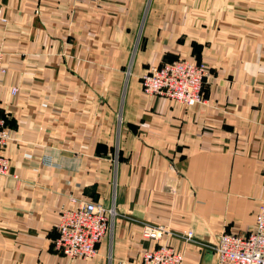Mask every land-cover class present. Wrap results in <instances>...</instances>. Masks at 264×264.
<instances>
[{
    "label": "crops",
    "instance_id": "0c3cea01",
    "mask_svg": "<svg viewBox=\"0 0 264 264\" xmlns=\"http://www.w3.org/2000/svg\"><path fill=\"white\" fill-rule=\"evenodd\" d=\"M0 54V264L137 263L160 243L215 264L206 246L254 229L264 0H0ZM180 58L206 64L204 104L142 93L149 67ZM70 197L117 214L90 260L51 245Z\"/></svg>",
    "mask_w": 264,
    "mask_h": 264
},
{
    "label": "built area",
    "instance_id": "2783aa9c",
    "mask_svg": "<svg viewBox=\"0 0 264 264\" xmlns=\"http://www.w3.org/2000/svg\"><path fill=\"white\" fill-rule=\"evenodd\" d=\"M5 73L0 56V76ZM208 68L200 62L177 59L163 63L140 78L142 92L162 96L185 108L204 104V80ZM14 92V91H13ZM7 118H0V176L11 175L7 158L1 153L8 141ZM114 207L70 197L69 206L60 212L56 236L51 241L54 251L69 258L90 260L97 253V245L106 236L116 217ZM167 233L162 226L143 225L142 234L155 241ZM184 241L193 239L191 232L182 235ZM214 255L215 264H264V207L255 216V227L247 235L221 233L217 242L206 246ZM120 264H183L182 253L166 244H156L142 254L140 262Z\"/></svg>",
    "mask_w": 264,
    "mask_h": 264
},
{
    "label": "rangeland",
    "instance_id": "374dc122",
    "mask_svg": "<svg viewBox=\"0 0 264 264\" xmlns=\"http://www.w3.org/2000/svg\"><path fill=\"white\" fill-rule=\"evenodd\" d=\"M183 58H180V60H182ZM1 63H2V59H1ZM200 63H202V62H200ZM163 64V63H162ZM202 64H204V65H206L205 63H202ZM154 67H156V66H151V67H149L148 68V70L145 72V73H147V72H149L152 68H154ZM142 90V89H141ZM143 93V92H142ZM144 94V93H143ZM206 100V99H205ZM173 101V100H172ZM196 105V104H195ZM194 106V105H193ZM10 165V164H9ZM10 170H11V168H10Z\"/></svg>",
    "mask_w": 264,
    "mask_h": 264
},
{
    "label": "trees",
    "instance_id": "16d2710c",
    "mask_svg": "<svg viewBox=\"0 0 264 264\" xmlns=\"http://www.w3.org/2000/svg\"><path fill=\"white\" fill-rule=\"evenodd\" d=\"M175 60H177V59H175ZM172 61H174V60H166V61H163V63L172 62ZM0 118H2V117H0ZM6 123H7V120H6Z\"/></svg>",
    "mask_w": 264,
    "mask_h": 264
},
{
    "label": "bare ground",
    "instance_id": "6f19581e",
    "mask_svg": "<svg viewBox=\"0 0 264 264\" xmlns=\"http://www.w3.org/2000/svg\"><path fill=\"white\" fill-rule=\"evenodd\" d=\"M0 56H1V54H0ZM141 78V77H140ZM116 212V211H115ZM144 225H148V224H144Z\"/></svg>",
    "mask_w": 264,
    "mask_h": 264
}]
</instances>
